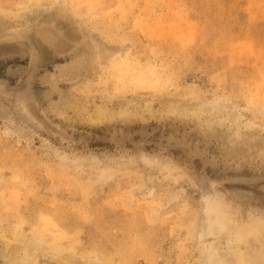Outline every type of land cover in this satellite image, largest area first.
Instances as JSON below:
<instances>
[{"label": "rangeland", "instance_id": "rangeland-1", "mask_svg": "<svg viewBox=\"0 0 264 264\" xmlns=\"http://www.w3.org/2000/svg\"><path fill=\"white\" fill-rule=\"evenodd\" d=\"M13 1L0 0L6 25L0 29V264L7 248H23L14 242L15 227L38 246L61 245L64 264L74 262L65 256L79 263L196 264L211 239L186 237L202 224L203 196L226 200L246 220L264 218V154L257 143L264 141V0H95L82 16L72 0ZM173 25L178 32L168 36L163 30ZM87 38L110 51L128 47V64L119 66L125 85L116 69L95 66L61 79L90 52ZM170 95L185 117L162 113ZM60 98L88 110L147 102L152 113L145 120L67 125L72 109L63 117L47 113L49 101ZM210 103L257 129L238 140L223 125L226 111L210 107L195 122L189 107ZM145 156L166 168L158 172ZM130 158L137 167L127 168ZM99 169L112 179L98 180ZM37 258L29 264L53 263Z\"/></svg>", "mask_w": 264, "mask_h": 264}, {"label": "bare ground", "instance_id": "bare-ground-1", "mask_svg": "<svg viewBox=\"0 0 264 264\" xmlns=\"http://www.w3.org/2000/svg\"><path fill=\"white\" fill-rule=\"evenodd\" d=\"M25 1H24V3H25ZM50 1H52V0H50ZM93 1H95V0H86V1L81 2V3L78 2L77 0H72V1H69V2H73L72 3L73 6L80 13V11L83 12V10H85V9L82 10L83 7L88 8V10L90 11L92 9V6H93V3H92ZM28 4H29V2H28ZM31 4H33V3L31 2ZM20 6H22V5H20ZM55 6H57V4ZM1 7H3V6H1ZM63 8H64V6H63ZM23 13H22V17H23ZM124 13L125 12H123V14ZM85 14H84V16H85ZM18 15L20 16L19 13H18ZM80 15L82 16L83 14L80 13ZM119 15H120V13H119ZM11 16H17V15H11ZM121 18H123V17H121ZM120 23H121V20H120ZM101 24H102V22H101ZM4 25L5 24L2 23V21H0V29H2L1 27H5L6 26V25L5 26ZM97 26H98V24H97ZM120 26H121V24H120ZM140 26H138V27H140ZM105 28H106V26H105ZM107 28H109V27H107ZM145 29H147V28H145ZM163 31H164V33H167L168 36L169 35H173L174 31L178 32L177 27L175 25H173V27H172L171 30H163ZM148 32H151V31H148ZM159 32H156L157 33V36H158V39L161 38V34ZM83 33L85 34V32H83ZM105 33H107V32H105ZM112 33H114V32H112ZM149 34L151 35L152 33H149ZM154 35H155V32H154ZM151 37H152V35H151ZM47 39H49V38H47ZM51 39H52V37L50 36V39L49 40H51ZM87 40H88V42H90V52L84 54L82 57L78 58L76 61L74 60V62H72V64H71V66H68L67 67V70H66L65 74L62 75L61 79H67V80L69 79V80H72V79H74V78L77 77V75L80 73V70H84V69L87 70L88 67L95 66L94 68L93 67L92 68L95 69L96 71H98L97 69L100 68V67H102L101 69H104L105 68L106 70H109L111 68L116 69L117 74L115 76L117 77L118 82L122 86L125 85L126 82H127V79H126L124 73H126V72H123L122 68H120L119 66L121 64L124 65L129 60L128 59L129 57L127 58V56H126L129 53L128 47L127 48L126 47H123V48H115V50L112 48L113 51H110L109 49H107V48L104 47L106 45L103 46L101 44H98L97 43L98 41L96 42V41L91 40V39H88V38H87ZM22 46L24 47V45H22ZM42 54H43V52H42ZM236 60H237V58H236ZM120 62H121V64H120ZM136 70H137V68H136ZM139 71H142V70H139ZM97 74H98V72H97ZM45 79H42V81H44V80L45 81H50L51 77H46ZM129 79H132V76ZM145 82H146V80H145ZM160 82L161 81H156V80L153 79V83L156 84L157 88L158 87H161V85L159 84ZM263 82H264V80L262 81V83ZM173 97H174L173 95H170L168 100H164V101L162 100L161 101L162 102V105L164 106V109H163L162 113L166 114L167 116H175L176 118H178V117H185L186 116V111H183L182 103L180 102L179 99L176 100V98H173ZM76 101H73L70 98H60V100L57 101V102L56 101H54V102L49 101V103L47 104V113L51 112V116L54 113L55 114L54 115L55 117H56V115L63 117V116H65V114L67 112L66 110L72 109V112L74 111L73 112V117H71V118L64 117V120L67 122V125L68 124H71L72 125V122H74V123L75 122H80L79 124H81V123L83 124V122H87V123H89L91 125H94V126L95 125H98V124H101V123H104V122L114 121V120H116L118 118L125 121V120H130L132 117L138 116L141 120H145V119H148V118L145 117L146 114L152 113V110H150L151 107H150V105L147 102H145V104H143V102L142 103L140 102L139 104H137V106L135 108H132L130 106V107H121L120 109H117V110H116V108L114 109V108L109 107L107 104H102V103L99 104V103H97L99 105H96L92 110H88L87 107H86V105H82V104H80V103H78ZM259 101H260V99H259ZM201 102H203V101H201ZM90 105H92V104H90ZM207 107L212 108V111H216V110H219V109H224L226 111V113H227L226 114V117H225V119L222 120L223 121V125H225L227 127V129H229V133H232L234 135V137H236L238 140L241 139V137L244 135V133H247V132H249L251 130H256L257 129V128L255 129L254 124L251 123V122H248V121L247 122H244V123L240 122V118L238 116H236L231 109H228L225 106L223 107V105H221V104H215V103H210V104H195V105L190 106L189 107V112L194 117L195 122L198 123L199 121H197V120L198 119L201 120L202 117L205 116V114H206L205 113V109ZM91 108L92 107H90V109ZM184 110H185V108H184ZM5 112H8V114L10 113L6 109V107H5ZM262 116H264V111L262 112ZM60 118L61 117H59V119ZM70 121H72V122L70 123ZM136 121H138V120H136ZM17 123L20 124V125L22 124L21 121H18ZM110 123H112V122H110ZM16 132L21 135L24 131H21V130H19V128H17ZM31 133H32V131H31ZM257 143H258L259 147L262 149V153L264 154V141H262V147L260 146L259 142H257ZM145 157H147V156H145ZM141 158L142 157L139 156V155H137L136 157H134V159H138V160H140L142 162V159ZM147 158H149V157H147ZM134 159H131L130 158L129 161L127 160V162L129 163V166L127 165V168H131L132 169V167H137L138 166V165L137 166L134 165V163H136L134 161ZM149 159H143V160L145 161V163L147 165H148L147 161L148 162L153 161L154 163L152 165H155L156 164V167L155 168H156V170L158 172L161 169L166 168L158 160H156L154 158H149ZM76 164H77V162H76ZM103 170L104 169H99V172L100 173H99L98 177H96V178L98 180H102L103 182L106 181V180L112 179V176L114 174L113 173H110V171H103ZM137 171H139V168H138ZM85 180H88V179H85ZM237 182H238V180H237ZM88 184H87V186H91V185H88ZM241 195L243 196L244 194H241ZM202 206L203 207H202L201 210H202V213H203V219H202V224L200 225V228L196 229V228H192L191 227L189 229V232H187V237H186V239L187 238L189 240L196 239V241H198V240L200 241L201 239L204 241L206 238H210L211 239L210 242H208V243L206 242L205 245L203 243L202 244V248L200 247L202 251L199 253L198 258H196L197 259L196 260V264H264V218L263 217H261V216H252V217H247V218H250V219L249 220H246V219L243 218L244 216H242V215L239 214L237 208L232 207V205L230 203H228L226 200H223V199H221L220 197H218L216 195L203 196V205ZM54 222H52L49 219H45L44 220V224L45 225H49V224L52 225V223H54ZM24 228H26V227H24ZM14 230L17 232L16 238L14 239V242L17 243L18 245H20L21 243H24L23 244V248H17L19 250H22L21 251L22 254H20V251L17 250V249L7 248V249H10V251H8L9 253H7L3 257V262H4L3 264H29V262H28L29 260L35 259L36 257L39 258V256L48 257L51 261H53L52 264H64L63 262H60L59 259H58V256L63 253V251H62L63 250V247L61 245L55 244V245H52V247H51L52 249H49V248L46 249V248H44L41 245L38 246L37 243L34 244V242L32 241V237L29 238L26 235H24L23 233H21V231L19 230V227H15ZM36 232H37V230H36ZM41 232L45 233L42 230H41ZM207 240L209 241V239H207ZM55 243H57V242H55ZM0 248H1V246H0ZM3 248H5V247H3ZM68 251H71V250H68ZM201 253H202V255L200 256ZM85 255H87V254H83V256H85ZM65 258H68V261H70V260H73L74 261L73 263L67 262L65 264H100L99 262L92 261V260H89V262L88 261L87 262L85 261V263H79L78 261L76 262V260L74 259L75 257H72V256H70V257L65 256ZM92 259H94V258H92Z\"/></svg>", "mask_w": 264, "mask_h": 264}]
</instances>
